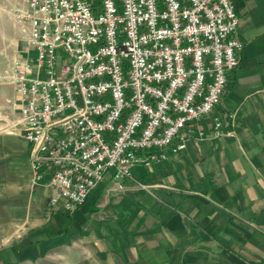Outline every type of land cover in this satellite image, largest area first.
Instances as JSON below:
<instances>
[{
  "label": "built area",
  "instance_id": "2783aa9c",
  "mask_svg": "<svg viewBox=\"0 0 264 264\" xmlns=\"http://www.w3.org/2000/svg\"><path fill=\"white\" fill-rule=\"evenodd\" d=\"M13 61L16 131L51 208L74 212L106 176L226 128L215 108L243 42L232 0H23ZM33 52V54L31 53ZM169 150V152H168Z\"/></svg>",
  "mask_w": 264,
  "mask_h": 264
},
{
  "label": "crops",
  "instance_id": "0c3cea01",
  "mask_svg": "<svg viewBox=\"0 0 264 264\" xmlns=\"http://www.w3.org/2000/svg\"><path fill=\"white\" fill-rule=\"evenodd\" d=\"M232 2L243 49L214 110L227 132L212 136L204 118L203 137L135 165L124 190L106 176L72 213L33 182L24 140L23 229L6 214L0 264H264V0Z\"/></svg>",
  "mask_w": 264,
  "mask_h": 264
},
{
  "label": "rangeland",
  "instance_id": "374dc122",
  "mask_svg": "<svg viewBox=\"0 0 264 264\" xmlns=\"http://www.w3.org/2000/svg\"><path fill=\"white\" fill-rule=\"evenodd\" d=\"M22 2L0 0V234L10 226L9 220L3 222L6 214L13 219L12 232L23 229L18 216L24 210L30 190L27 161L22 151L24 139L16 131L18 113L11 104L16 96L11 67L23 55L24 48L25 25L17 21Z\"/></svg>",
  "mask_w": 264,
  "mask_h": 264
}]
</instances>
